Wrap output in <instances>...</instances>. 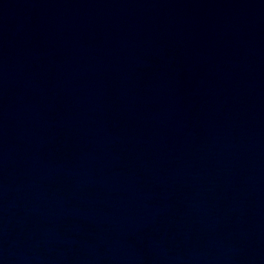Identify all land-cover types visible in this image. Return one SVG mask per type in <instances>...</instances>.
Masks as SVG:
<instances>
[{"label": "water", "instance_id": "obj_1", "mask_svg": "<svg viewBox=\"0 0 264 264\" xmlns=\"http://www.w3.org/2000/svg\"><path fill=\"white\" fill-rule=\"evenodd\" d=\"M0 264H264V0H0Z\"/></svg>", "mask_w": 264, "mask_h": 264}]
</instances>
